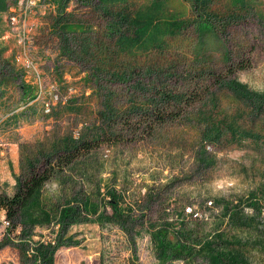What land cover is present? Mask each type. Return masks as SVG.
<instances>
[{
	"label": "rangeland",
	"instance_id": "1",
	"mask_svg": "<svg viewBox=\"0 0 264 264\" xmlns=\"http://www.w3.org/2000/svg\"><path fill=\"white\" fill-rule=\"evenodd\" d=\"M147 13L134 42L125 19ZM0 50L10 62L0 68V195L15 193L30 157L40 168L57 162L56 146L97 142L55 169L144 212L137 264H164L152 239L164 224L197 249L240 248L241 264H264V0H6ZM8 226L0 211V264H20L16 245H3ZM58 232L37 227L35 239ZM68 238L77 245L55 264H133L117 227L79 223ZM165 264L211 263L202 253Z\"/></svg>",
	"mask_w": 264,
	"mask_h": 264
},
{
	"label": "trees",
	"instance_id": "2",
	"mask_svg": "<svg viewBox=\"0 0 264 264\" xmlns=\"http://www.w3.org/2000/svg\"><path fill=\"white\" fill-rule=\"evenodd\" d=\"M5 7L6 0H0V11ZM153 19L151 13L136 15L132 20L125 19V21L129 20L130 25L136 29L134 42L150 28ZM3 53L4 51L0 50V68H7L10 62L3 59ZM157 114L155 117L157 122L167 121L165 115L159 112ZM66 147L65 151H62L60 146H56V153L60 156L55 164L45 159L44 165L38 168L35 165L36 159L30 157L28 170H21V174L16 177L15 193L12 196L5 193L0 195V211L4 212L9 223L3 245H9L11 242L16 245L20 264H55V255L59 249L77 245L71 238L65 239L69 229L73 225L93 221L102 229L111 225L121 230L131 249L133 264H137L136 236L138 227L142 228L146 223L144 212L139 215L134 212L116 190L112 191L108 188L103 195L99 181L95 182L93 190L88 191L85 187L78 190L73 178V173L77 170L55 168L57 166L59 169L61 164L69 165L82 153H89L97 147V142L79 144L74 141ZM53 181L59 184L60 189L55 194L47 193L45 188ZM95 192L97 197L94 196ZM107 208H110L111 212ZM93 217L94 220H91ZM52 223L59 227L56 239L36 240L35 229ZM181 232L172 239L167 224L153 227L152 239L161 263L180 259L189 261L204 253L211 264H241L243 257L240 248L226 249L209 243L197 249V246H191L187 243L189 241L184 240ZM105 258L103 253V262Z\"/></svg>",
	"mask_w": 264,
	"mask_h": 264
},
{
	"label": "built area",
	"instance_id": "3",
	"mask_svg": "<svg viewBox=\"0 0 264 264\" xmlns=\"http://www.w3.org/2000/svg\"><path fill=\"white\" fill-rule=\"evenodd\" d=\"M29 62H27V64H28ZM29 65V64H28Z\"/></svg>",
	"mask_w": 264,
	"mask_h": 264
}]
</instances>
